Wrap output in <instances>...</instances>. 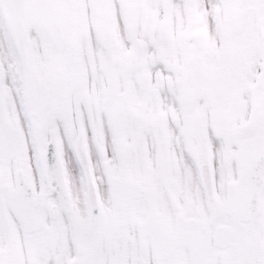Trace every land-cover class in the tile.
Returning <instances> with one entry per match:
<instances>
[{
	"label": "snow or ice",
	"instance_id": "snow-or-ice-1",
	"mask_svg": "<svg viewBox=\"0 0 264 264\" xmlns=\"http://www.w3.org/2000/svg\"><path fill=\"white\" fill-rule=\"evenodd\" d=\"M0 264H264V0H0Z\"/></svg>",
	"mask_w": 264,
	"mask_h": 264
}]
</instances>
